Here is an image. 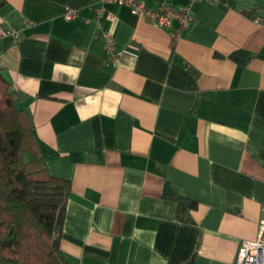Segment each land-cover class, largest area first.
<instances>
[{
    "label": "crops",
    "instance_id": "crops-1",
    "mask_svg": "<svg viewBox=\"0 0 264 264\" xmlns=\"http://www.w3.org/2000/svg\"><path fill=\"white\" fill-rule=\"evenodd\" d=\"M189 9L173 40L117 1L0 4L18 33L0 35V71L70 181L72 264H234L264 237V0Z\"/></svg>",
    "mask_w": 264,
    "mask_h": 264
},
{
    "label": "trees",
    "instance_id": "trees-1",
    "mask_svg": "<svg viewBox=\"0 0 264 264\" xmlns=\"http://www.w3.org/2000/svg\"><path fill=\"white\" fill-rule=\"evenodd\" d=\"M33 127L0 71V264H72L59 246L70 181L48 171Z\"/></svg>",
    "mask_w": 264,
    "mask_h": 264
},
{
    "label": "built area",
    "instance_id": "built-area-1",
    "mask_svg": "<svg viewBox=\"0 0 264 264\" xmlns=\"http://www.w3.org/2000/svg\"><path fill=\"white\" fill-rule=\"evenodd\" d=\"M126 4L133 13L142 15L149 22L165 28L169 31L173 40L179 35L182 28H186L192 15L189 5L193 0H187L185 3L174 6L166 2H161L157 6H148L142 0H109ZM217 2L218 0H209ZM75 8H66L63 13L65 19L72 18L76 14ZM10 33L17 35V31L9 28L0 27V35ZM105 49L113 51V44L107 39ZM264 230V223L260 225V232ZM234 264H264V237L255 240H245L237 248Z\"/></svg>",
    "mask_w": 264,
    "mask_h": 264
}]
</instances>
